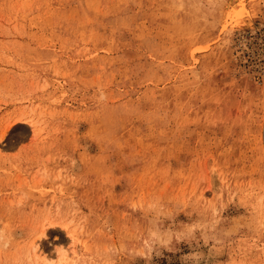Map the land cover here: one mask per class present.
Returning <instances> with one entry per match:
<instances>
[{
  "label": "rangeland",
  "instance_id": "374dc122",
  "mask_svg": "<svg viewBox=\"0 0 264 264\" xmlns=\"http://www.w3.org/2000/svg\"><path fill=\"white\" fill-rule=\"evenodd\" d=\"M44 230L39 264H264V0H0V264Z\"/></svg>",
  "mask_w": 264,
  "mask_h": 264
},
{
  "label": "bare ground",
  "instance_id": "6f19581e",
  "mask_svg": "<svg viewBox=\"0 0 264 264\" xmlns=\"http://www.w3.org/2000/svg\"><path fill=\"white\" fill-rule=\"evenodd\" d=\"M45 230L42 232V234H41V236L39 237V239H37V240H35L32 244H31V252L33 253V255H34V257H35V260H36V258L37 259H39V258H41L42 257V250H41V238L43 237V236H45ZM60 254L61 253H59V259H60V263L61 264H63V263H66L67 262V260H66V254H64V255H62L61 254V256H60ZM68 258V257H67ZM42 262H43V260L42 259H40ZM38 260H36V262H37ZM53 261V263H54V260H52ZM47 262H49V261H45V262H43V263H45V264H47ZM38 263V262H37ZM51 264H53L52 262H50ZM59 263V264H60ZM39 264V263H38ZM49 264V263H48ZM67 264V263H66Z\"/></svg>",
  "mask_w": 264,
  "mask_h": 264
}]
</instances>
